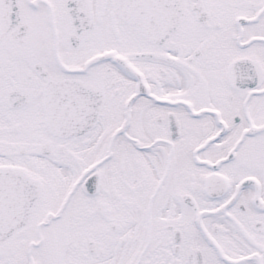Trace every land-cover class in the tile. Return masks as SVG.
<instances>
[{
	"label": "snow or ice",
	"instance_id": "obj_1",
	"mask_svg": "<svg viewBox=\"0 0 264 264\" xmlns=\"http://www.w3.org/2000/svg\"><path fill=\"white\" fill-rule=\"evenodd\" d=\"M0 264H264V0H0Z\"/></svg>",
	"mask_w": 264,
	"mask_h": 264
}]
</instances>
